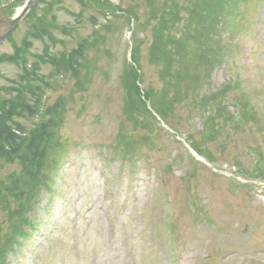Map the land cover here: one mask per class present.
I'll return each instance as SVG.
<instances>
[{"label":"rangeland","instance_id":"1","mask_svg":"<svg viewBox=\"0 0 264 264\" xmlns=\"http://www.w3.org/2000/svg\"><path fill=\"white\" fill-rule=\"evenodd\" d=\"M45 1L39 8L55 2L52 11L61 30L79 26L82 8L77 2ZM109 1L116 6L132 2ZM25 2L0 0V17L15 16ZM138 3L144 22V3ZM92 14L85 9L84 19ZM201 16L202 31H208L210 22L204 12ZM32 24L25 19L0 46L3 92L10 91L22 71L1 58L14 54ZM131 26L143 41V87L159 90V103L169 110H163L167 123L155 117L151 128L130 121L131 89L122 76L130 64L131 33L120 26L110 45L113 59L100 60L104 71L94 73L83 97L69 101L73 84L68 79L52 81L47 91L48 107L65 122L57 132L60 166L51 191L40 192L34 201V231L27 229L30 237L19 239L6 264H264V0L230 1L224 23L218 25L221 32H213L214 43L202 46L204 53L200 45H188L196 51L188 58V86H181L188 88V97L172 108L159 69L148 63L149 34ZM90 33L91 27H84L73 39L58 30L55 35L71 48ZM32 42L30 65L38 60L33 55L44 52L43 43ZM210 44L218 49L212 61L206 57ZM42 68L45 76L53 70ZM200 83L202 95L224 94L223 104L201 105ZM15 124L30 128L24 119ZM127 144L132 151L126 152ZM195 146L213 162L199 164L190 152ZM20 177L17 164H0V202L10 199L6 190ZM9 202L0 208V223H20L27 203L23 200L17 212Z\"/></svg>","mask_w":264,"mask_h":264},{"label":"trees","instance_id":"2","mask_svg":"<svg viewBox=\"0 0 264 264\" xmlns=\"http://www.w3.org/2000/svg\"><path fill=\"white\" fill-rule=\"evenodd\" d=\"M74 1L82 8L78 16L79 22L76 24L79 26H70L64 28V31L61 30L57 17L52 11L55 2L48 1L43 14L38 15L44 9L35 7L27 16L26 20H33V24L26 37L23 38L21 46L14 47L13 55L1 58L5 59L3 63L17 66L22 74L18 82L13 83V86H8L10 91L0 90L5 93H0V164L1 166L12 164L19 166L21 177L19 181H16V186L6 192L10 195L13 209L18 210L17 212L20 211L23 200L28 206L20 223H11L7 219L4 223L6 230H3L2 225L4 224L0 223V264H6L9 252L16 243L19 245L20 238L30 237L27 229L34 231V223L31 219L35 206L34 201L37 200L40 192L51 191L53 178L60 166L58 157L62 148L57 132L63 128L65 122L61 116H57L48 107L49 102L45 100L52 81L68 79L73 84L72 90L68 93L69 101L70 99L75 101L77 96L83 97L90 90L94 73L104 71V67L99 69L100 60L111 61L113 59L110 45L113 46L111 41L118 33L117 30L120 26H127L130 29L133 23L141 31L149 34L151 46L148 63L159 69V77L164 87L167 103L171 108L177 103L181 104L184 102L183 99L188 97V88L182 90L181 87L183 83L188 86V64H190L188 58L192 60L196 52L195 49H188V45L190 43L200 45L199 49L204 53L201 47L204 46L206 49L209 41L211 44L214 43L213 32L218 35L221 32L218 25H223L227 7L232 0H205V5H203L204 0H141L146 11L144 22H141V7L138 0H132L128 6L123 5L125 1L118 6L109 0ZM41 3L43 5L46 1L42 0ZM85 9H90L93 13L87 19H84ZM202 12L206 14L207 22H210L209 26L207 23L208 31H202ZM197 21H200V24H197ZM212 26L217 29L211 30ZM84 27H91V33L80 40H74L75 45L71 48L64 40L56 39L57 30L65 38L73 39ZM131 32V63H127L122 76L124 86L131 89L127 102L128 116L135 127H141V124L145 123L152 128L153 123L156 122L152 111L167 123L163 110L165 113L169 110L159 103V90L143 87L145 79L140 59L143 41L139 42L134 29ZM32 41L44 44V52L33 55L38 59L34 65H30L28 58L33 46ZM211 44L206 50V57H212L210 58L212 61L213 52H217L218 49L211 48ZM60 45L63 46L62 49L58 48ZM43 66L53 68L48 76L40 74ZM197 77L198 74L194 79ZM202 85V83L198 85L200 96L203 97L200 101L201 105L206 107L214 103L223 104L226 98L224 94L221 96L218 94L202 95ZM55 107H58V104ZM64 111L67 110L64 109ZM148 118L152 121L151 125L148 123ZM15 119L26 120L30 128L15 124ZM132 138L128 143L133 142ZM141 142L144 143L143 140ZM142 146L140 145L138 149ZM133 148V146L128 147L127 144L126 152L132 151ZM192 148L199 154H203L198 147ZM209 161L213 162L211 157ZM2 192L0 190V198ZM9 200L0 202V208L8 207Z\"/></svg>","mask_w":264,"mask_h":264},{"label":"water","instance_id":"3","mask_svg":"<svg viewBox=\"0 0 264 264\" xmlns=\"http://www.w3.org/2000/svg\"><path fill=\"white\" fill-rule=\"evenodd\" d=\"M39 2L40 0H28L18 15L13 18H0V45L8 39L30 10Z\"/></svg>","mask_w":264,"mask_h":264}]
</instances>
